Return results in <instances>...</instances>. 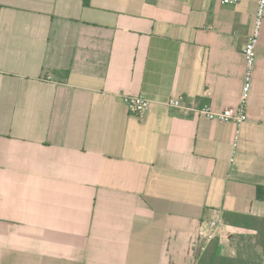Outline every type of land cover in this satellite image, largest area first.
Instances as JSON below:
<instances>
[{"label":"crops","instance_id":"1","mask_svg":"<svg viewBox=\"0 0 264 264\" xmlns=\"http://www.w3.org/2000/svg\"><path fill=\"white\" fill-rule=\"evenodd\" d=\"M258 1L0 0V264H197L255 240L224 215L264 219V20L244 122L165 103L237 109Z\"/></svg>","mask_w":264,"mask_h":264},{"label":"built area","instance_id":"2","mask_svg":"<svg viewBox=\"0 0 264 264\" xmlns=\"http://www.w3.org/2000/svg\"><path fill=\"white\" fill-rule=\"evenodd\" d=\"M223 6L234 5L238 0H218ZM264 20V0L258 1V10L253 26L252 33L247 39L246 44L241 50V54L245 61V74L241 87L240 103L235 110L226 109L221 112H213L208 106L201 108H192L183 105L181 98H171L165 106L172 110L188 111L196 115H202L210 120H216L220 122H234L241 124L246 120L245 110L248 94L251 89L253 72L256 64V48L260 39L261 25ZM125 102L129 108V111L135 115H141L146 113L150 108V100L142 96H129L126 97ZM213 225V224H212ZM203 250V249H202Z\"/></svg>","mask_w":264,"mask_h":264},{"label":"trees","instance_id":"3","mask_svg":"<svg viewBox=\"0 0 264 264\" xmlns=\"http://www.w3.org/2000/svg\"><path fill=\"white\" fill-rule=\"evenodd\" d=\"M259 198L264 199V191L259 193ZM224 221L231 226L255 230L259 235L254 241L251 237H239L236 241V256L234 258L219 256L216 253V244L212 243L198 256L197 264H264V260L255 253L256 246L263 248L264 252V219L225 214Z\"/></svg>","mask_w":264,"mask_h":264}]
</instances>
